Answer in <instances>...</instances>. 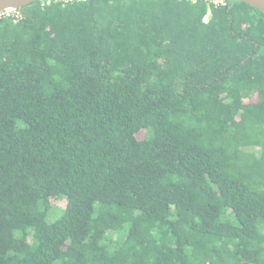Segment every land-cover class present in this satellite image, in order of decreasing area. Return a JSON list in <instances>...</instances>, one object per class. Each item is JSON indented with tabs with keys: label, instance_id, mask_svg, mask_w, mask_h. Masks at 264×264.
<instances>
[{
	"label": "trees",
	"instance_id": "1",
	"mask_svg": "<svg viewBox=\"0 0 264 264\" xmlns=\"http://www.w3.org/2000/svg\"><path fill=\"white\" fill-rule=\"evenodd\" d=\"M0 264H264V13L0 15Z\"/></svg>",
	"mask_w": 264,
	"mask_h": 264
},
{
	"label": "water",
	"instance_id": "2",
	"mask_svg": "<svg viewBox=\"0 0 264 264\" xmlns=\"http://www.w3.org/2000/svg\"><path fill=\"white\" fill-rule=\"evenodd\" d=\"M34 1H41V0H0V13L8 10L18 9ZM235 1L247 3L248 5L264 13V0H235Z\"/></svg>",
	"mask_w": 264,
	"mask_h": 264
},
{
	"label": "rangeland",
	"instance_id": "3",
	"mask_svg": "<svg viewBox=\"0 0 264 264\" xmlns=\"http://www.w3.org/2000/svg\"><path fill=\"white\" fill-rule=\"evenodd\" d=\"M58 204L61 205L62 202L61 201H58ZM60 214H61V209L60 208L53 207V208L49 209V211L47 212L46 221L47 222H52L56 218H58L60 216ZM109 235L112 238L115 237L114 232L113 233H110Z\"/></svg>",
	"mask_w": 264,
	"mask_h": 264
},
{
	"label": "built area",
	"instance_id": "4",
	"mask_svg": "<svg viewBox=\"0 0 264 264\" xmlns=\"http://www.w3.org/2000/svg\"><path fill=\"white\" fill-rule=\"evenodd\" d=\"M188 1L195 2L197 0H188ZM203 1H205L207 3H210V4H213V5H224L227 0H203ZM12 11H14V10L4 11V12L0 13V15H2V14H9Z\"/></svg>",
	"mask_w": 264,
	"mask_h": 264
}]
</instances>
